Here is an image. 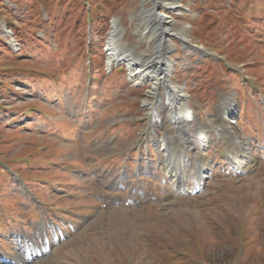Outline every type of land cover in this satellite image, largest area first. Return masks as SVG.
Returning a JSON list of instances; mask_svg holds the SVG:
<instances>
[{"label":"rangeland","instance_id":"1","mask_svg":"<svg viewBox=\"0 0 264 264\" xmlns=\"http://www.w3.org/2000/svg\"><path fill=\"white\" fill-rule=\"evenodd\" d=\"M171 1L156 13L201 48L169 36L171 78L216 161L184 195L159 149L171 128L153 123L166 88L107 66L115 19L129 48H147L136 19L153 1L0 0V264H264V0ZM228 98L252 153L242 169L209 122Z\"/></svg>","mask_w":264,"mask_h":264},{"label":"bare ground","instance_id":"2","mask_svg":"<svg viewBox=\"0 0 264 264\" xmlns=\"http://www.w3.org/2000/svg\"><path fill=\"white\" fill-rule=\"evenodd\" d=\"M144 3L148 0H142ZM153 7L150 9H142L140 17L137 18V33L146 42L147 48L140 54L135 49H131L124 41L125 29L122 28L120 21H113V29L108 39V66L123 62L129 67V77L133 84H145L146 81L153 82L151 93H156L161 87L167 90L166 97L168 98L169 112L166 118H161L158 115V110H154L153 123L161 122L164 129L170 127L164 136H162V144L160 149L165 151L166 158V175L170 177L174 185L185 189L187 179L195 177L193 164L190 158L186 155V149L182 148L174 141L176 134L172 128L177 129L182 127L185 131H179L177 136L190 141V147H194L197 156V164L199 174L209 170L207 156L204 152L205 148L209 147L213 142L211 138V130L207 128V124L203 123L189 106L187 95L182 86L178 85L171 78L173 63L167 58L171 51V46L168 45V37L177 35L185 42L187 47L195 50L201 49L198 45L192 44V40L185 33L178 32L172 27L166 26L168 21L163 16H158L156 10L160 8L164 0H152ZM181 0H172L170 3H180ZM165 15V16H164ZM152 103V101L150 102ZM236 102L234 98H228L222 102L220 108L216 111L209 122L217 131L219 139L224 140L229 150V156L236 164L237 168L242 169L244 165L251 159L250 144L240 134L237 127V118L233 115ZM168 110V109H167ZM197 122V129L194 130L190 126L191 121ZM161 126V127H162ZM178 132V131H177ZM189 147V148H190ZM206 176V173L203 175ZM203 177H200V182Z\"/></svg>","mask_w":264,"mask_h":264}]
</instances>
